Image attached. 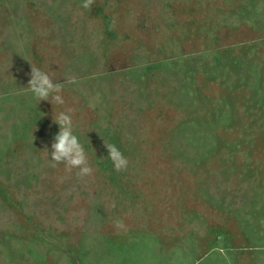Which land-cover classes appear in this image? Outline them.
<instances>
[{
	"label": "rangeland",
	"instance_id": "374dc122",
	"mask_svg": "<svg viewBox=\"0 0 264 264\" xmlns=\"http://www.w3.org/2000/svg\"><path fill=\"white\" fill-rule=\"evenodd\" d=\"M82 2L0 0V264H264V0Z\"/></svg>",
	"mask_w": 264,
	"mask_h": 264
},
{
	"label": "clouds",
	"instance_id": "9594fccd",
	"mask_svg": "<svg viewBox=\"0 0 264 264\" xmlns=\"http://www.w3.org/2000/svg\"><path fill=\"white\" fill-rule=\"evenodd\" d=\"M91 0H83L82 7L88 9ZM66 83H74V80L58 82L48 72L31 65L30 79L27 83V90L32 98L39 104L41 101L55 102L63 105L64 99L59 94L62 86ZM70 112V110H69ZM69 112L60 111L53 116V121L59 126L51 142L50 159L53 163H63L68 169H78V176L90 174L93 169L87 162L84 147L78 136L74 133L72 117ZM108 157L111 159L116 170H123L128 167L129 160L115 144L107 145Z\"/></svg>",
	"mask_w": 264,
	"mask_h": 264
}]
</instances>
